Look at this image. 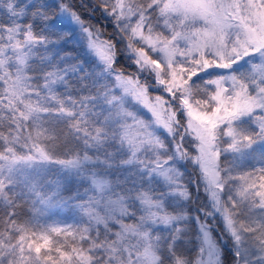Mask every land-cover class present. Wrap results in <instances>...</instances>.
Returning <instances> with one entry per match:
<instances>
[{"label": "snow or ice", "instance_id": "1", "mask_svg": "<svg viewBox=\"0 0 264 264\" xmlns=\"http://www.w3.org/2000/svg\"><path fill=\"white\" fill-rule=\"evenodd\" d=\"M0 264H264V0H0Z\"/></svg>", "mask_w": 264, "mask_h": 264}, {"label": "trees", "instance_id": "2", "mask_svg": "<svg viewBox=\"0 0 264 264\" xmlns=\"http://www.w3.org/2000/svg\"><path fill=\"white\" fill-rule=\"evenodd\" d=\"M43 2H45V3H47V4H49V5H51V6H54V5H56V0H43ZM54 4V5H53ZM54 8V7H53ZM109 30H111V27H109ZM190 171H191V169H190ZM186 179H187V176H186ZM194 190V189H193Z\"/></svg>", "mask_w": 264, "mask_h": 264}, {"label": "rangeland", "instance_id": "3", "mask_svg": "<svg viewBox=\"0 0 264 264\" xmlns=\"http://www.w3.org/2000/svg\"><path fill=\"white\" fill-rule=\"evenodd\" d=\"M57 4H58V0H56V5H57ZM53 5H54V4H53ZM56 5H54L53 7L55 8ZM109 31H111V30H109ZM189 170H190V169H189ZM193 178H194V177H193Z\"/></svg>", "mask_w": 264, "mask_h": 264}]
</instances>
